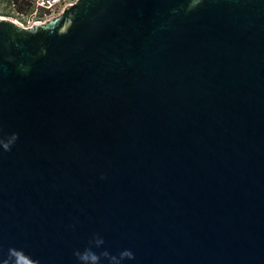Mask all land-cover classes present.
<instances>
[{"label":"water","instance_id":"water-1","mask_svg":"<svg viewBox=\"0 0 264 264\" xmlns=\"http://www.w3.org/2000/svg\"><path fill=\"white\" fill-rule=\"evenodd\" d=\"M9 249L264 264V0L0 16V264Z\"/></svg>","mask_w":264,"mask_h":264},{"label":"built area","instance_id":"built-area-1","mask_svg":"<svg viewBox=\"0 0 264 264\" xmlns=\"http://www.w3.org/2000/svg\"><path fill=\"white\" fill-rule=\"evenodd\" d=\"M73 1L74 0H30L29 7L22 10L16 9L14 3H10L8 18L24 26L31 25L58 14L65 6L71 4ZM0 9L3 8L0 7Z\"/></svg>","mask_w":264,"mask_h":264},{"label":"clouds","instance_id":"clouds-1","mask_svg":"<svg viewBox=\"0 0 264 264\" xmlns=\"http://www.w3.org/2000/svg\"><path fill=\"white\" fill-rule=\"evenodd\" d=\"M3 149L5 151L9 150V144L4 143ZM96 245L99 246L100 244L103 243L102 240L97 239L95 241ZM17 254V250L15 249H9V257L11 258L10 260H5L4 264H16L15 257ZM75 255L78 257L79 264H99V256H97L94 252H92L90 249L85 250V252L80 253L77 252ZM104 256H108V253H103ZM128 258L131 259L133 258L132 253L130 251H124L121 253V258ZM114 259V258H113Z\"/></svg>","mask_w":264,"mask_h":264},{"label":"trees","instance_id":"trees-1","mask_svg":"<svg viewBox=\"0 0 264 264\" xmlns=\"http://www.w3.org/2000/svg\"><path fill=\"white\" fill-rule=\"evenodd\" d=\"M10 3H14L16 9L22 10L29 7L30 0H0V7L6 9L5 14L10 13V9H9Z\"/></svg>","mask_w":264,"mask_h":264},{"label":"rangeland","instance_id":"rangeland-1","mask_svg":"<svg viewBox=\"0 0 264 264\" xmlns=\"http://www.w3.org/2000/svg\"><path fill=\"white\" fill-rule=\"evenodd\" d=\"M1 12H0V16H7L8 17V14H5V11H6V9H2V10H0Z\"/></svg>","mask_w":264,"mask_h":264}]
</instances>
